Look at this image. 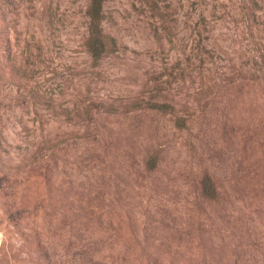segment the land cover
Returning a JSON list of instances; mask_svg holds the SVG:
<instances>
[{"label": "rangeland", "instance_id": "374dc122", "mask_svg": "<svg viewBox=\"0 0 264 264\" xmlns=\"http://www.w3.org/2000/svg\"><path fill=\"white\" fill-rule=\"evenodd\" d=\"M88 2L0 0V264H264V0Z\"/></svg>", "mask_w": 264, "mask_h": 264}, {"label": "trees", "instance_id": "16d2710c", "mask_svg": "<svg viewBox=\"0 0 264 264\" xmlns=\"http://www.w3.org/2000/svg\"><path fill=\"white\" fill-rule=\"evenodd\" d=\"M104 1L89 0L85 11L87 16V32L84 37V44L94 62L98 61L106 52L113 50L116 45L115 38L105 33L101 27ZM157 105L164 108L169 106L165 102H160ZM204 190L211 197L215 195V187L212 182H205Z\"/></svg>", "mask_w": 264, "mask_h": 264}]
</instances>
